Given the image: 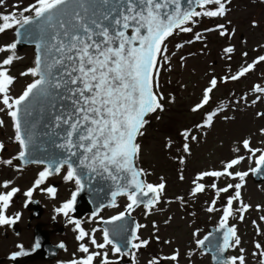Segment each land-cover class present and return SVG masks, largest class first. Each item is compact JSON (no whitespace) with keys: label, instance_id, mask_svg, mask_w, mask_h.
<instances>
[{"label":"snow or ice","instance_id":"snow-or-ice-1","mask_svg":"<svg viewBox=\"0 0 264 264\" xmlns=\"http://www.w3.org/2000/svg\"><path fill=\"white\" fill-rule=\"evenodd\" d=\"M195 4L202 9L196 11L182 7L181 0H34L33 3L24 7L19 13L13 11L8 14H0V33L16 29L17 36L24 34L32 36L35 40L36 56L34 67L20 73L21 76H32L34 79L27 84L23 93L18 97H12L10 87L15 77L9 74L6 66H11L15 60L20 59L16 55L19 40L0 46V53H10L0 61V112L7 110L6 114L12 120L14 128V141L19 146L18 155L12 159H0V164L12 165L13 159L23 160L25 163L42 164L44 168L38 173L34 184L24 195L31 202L33 192L37 189L47 192L52 198L56 196V188L49 186L41 188L48 178L61 173L67 168L63 176L65 181H74L76 191L72 192L71 198L65 201L57 213L68 217V222L75 225L78 232L76 239L85 240L87 237L98 251H90L89 247L81 243L79 251L86 253L80 259H73L70 264H95L100 258V264H119L121 258L131 255L135 262L136 250L149 245L148 240L141 239L138 231L145 227L136 223L131 232V237L126 240H116L115 230L105 227L103 242H98L95 233L100 229H93L91 233L85 231L80 220L71 218L70 213L75 210L77 196L84 190L86 181L96 176L105 177L113 182L114 189L111 192L109 205L116 207V198L126 196L129 203L124 212L112 216L108 220L100 217L103 224H115L123 221L126 214L131 215L135 207L141 204L151 213L160 202L166 189V184L161 178L158 184L146 183L141 179L146 173L138 168L136 161L141 155V144L138 138L144 135V128L149 123L147 117L164 110L162 101L165 97L160 89V60L167 61V46L165 41L178 29L182 32H192L191 27H184L191 22L196 23L197 17H223L227 14V5L231 0H194ZM5 0H0L3 5ZM191 5L193 0H188ZM215 6V7H209ZM25 13H30L25 15ZM256 26V21H253ZM221 36L231 35L224 25H217ZM214 29H206L213 31ZM202 37L197 34L196 40ZM191 42V41H189ZM183 45H180L182 47ZM234 48L229 46L224 49L228 58ZM247 56L248 53H243ZM264 62L261 55L253 63L242 68L236 75L225 77L238 80L252 71L255 66ZM218 81L213 77L208 87L204 89L202 100L193 108L198 112L207 105L211 99V93L217 87ZM256 93L264 94V87L255 85ZM55 95L67 104L57 107L53 104L55 112L52 115L51 125H45L53 130L55 139L52 146L59 150L58 154H49L43 149L45 158H31L34 151H41L37 146V133L35 131L37 121L33 118L34 103L42 98ZM260 100L257 96L253 103ZM216 112L207 115L204 125L197 127H210ZM264 116V113H257ZM0 120V126L4 125ZM264 134V129L260 130ZM48 133H45L47 135ZM185 141L189 138L196 140L189 130L182 133ZM242 146L255 157V168L249 171L253 174H261L264 169V149H254L251 141L244 139ZM5 145L0 143V151ZM185 153L190 152L188 143L183 144ZM234 151L239 152L236 148ZM260 154L257 156L256 153ZM245 157L238 155L224 163L222 170L204 171L199 173L193 180L194 187L191 195L196 196L206 190V177L216 178L230 177L240 182L218 187L213 182L210 187L215 190V197L219 199L222 193L234 194L228 196L223 215L217 231H222V238L212 246L216 253L213 259L217 264H246L244 249L240 248L241 239L237 234L235 225H229V219L239 213V219L243 221L251 205L244 203L241 197V189L244 187L245 178L249 171L233 172L235 166L241 164ZM181 158V163H183ZM180 180L185 177L181 174ZM11 181H4L0 187L8 189ZM20 191L17 187L0 192V226L14 225L20 220V214L14 217L7 215V210L13 203V197ZM147 197L145 200L144 198ZM183 200V198H180ZM216 199L207 208L208 212L217 211ZM234 202L240 207L234 208ZM27 207V202L25 204ZM259 205L257 208L259 209ZM99 215V209L93 216ZM264 220V216L260 217ZM255 223V222H253ZM155 226V225H154ZM121 228V231H126ZM199 235V230L193 233ZM211 235V234H210ZM159 236L156 240L159 241ZM209 236L196 240L197 247L204 248ZM165 243H170L165 241ZM21 251L13 254L17 256L27 255L23 245L18 246ZM39 241L35 248H39ZM64 247L63 244L60 245ZM117 259L109 258V251ZM241 253L238 256L224 258V253L229 249H237ZM258 252L253 255L260 257L259 264H264V247L260 243L255 244ZM103 250V251H101ZM192 256L193 253H189ZM179 251L163 259L178 261ZM148 264H160V259L154 258Z\"/></svg>","mask_w":264,"mask_h":264},{"label":"rangeland","instance_id":"rangeland-1","mask_svg":"<svg viewBox=\"0 0 264 264\" xmlns=\"http://www.w3.org/2000/svg\"><path fill=\"white\" fill-rule=\"evenodd\" d=\"M33 2L34 0H5V3L0 5V14L13 11L19 13ZM227 8L228 12L223 17L195 18L196 23L189 22L184 25V27H191L192 32H182L177 29L165 41L168 49L167 61L160 60L159 91L163 93L165 97L163 104L168 109L164 110L162 119L156 118L150 127L144 129V135L138 138L141 144V155L137 161L147 168L149 182L155 185L163 178L166 189L161 202L151 210L150 214L144 207H139L133 213L136 222L145 225L137 234L141 239L149 241L147 247L135 251L134 264H147L151 256L160 259L163 264H211L209 256L202 254L197 247L196 240L201 239L209 227L219 225L223 207L228 196L234 194V190L222 193L220 198L216 199L215 190L210 185L215 182L218 187H224L229 183L235 184L240 181L227 176L218 180L206 177L201 181L205 183L206 190L196 196L191 195L194 187L192 182L201 172L222 170L224 163L238 155L244 156L245 160L231 171H249L254 168L255 157L248 159L251 154L242 146L244 139L251 141L252 148L264 149V134L260 131L264 129V116L257 115V113H264V94L253 90L255 85L264 87V62L258 63L252 71L238 80L228 79L226 82L224 80L225 77L236 75L242 68L264 55V0H231ZM28 14L30 13H25V15ZM253 21H256V26H253ZM221 24L231 35H220L217 25ZM206 29L214 30L206 31ZM197 34L202 37L200 40L195 39ZM13 41V29L0 33V46ZM180 45L183 46L180 47ZM229 46L234 48L233 53L230 54L231 59L228 58L229 54L224 52V49ZM245 52L248 53L247 56L243 55ZM9 54L0 53V61ZM16 55L20 59L15 60L11 66H6L9 74L16 78L10 87L9 94L12 97L21 95L27 84L34 79L30 75H20L28 68L34 67L33 50L28 48L16 51ZM213 77L218 81L217 87L210 94L211 99L203 108V114H196L192 108L202 100L204 89L210 86L209 82ZM257 96H260V100L253 103ZM0 107L3 105L0 104ZM6 112V109L0 112V120L5 122L3 126H0V143L5 145V150L0 153V159L13 158L19 152V146L14 141L12 120ZM211 112L217 113L213 117L212 125L197 127V125L205 124V119ZM201 120L202 122H199ZM185 130H189L191 135L196 136V140L188 139L190 148L188 153L183 150L185 140L182 133ZM236 148L240 151H234ZM259 154V152L256 153L257 156ZM42 170L40 166L22 168L14 164H0V184L11 181L10 190L11 187L20 189L13 197V211L16 213H20L18 209L28 202L24 193L33 186L38 173ZM66 171L67 169L64 168L61 174L49 177L46 183L41 185V188L49 187L54 183L59 185L61 201L59 204L55 202L57 194L55 198L50 199L43 195L44 191L40 189L33 192L31 200H35L33 203L38 202L43 207V213L40 212L39 216L34 218L31 226H34V233H42L50 246L55 247L51 243L55 244L62 239L67 245L65 250L70 251L69 249L74 245L75 225L70 223L71 226H66L62 233L60 230L54 231L53 234L46 231L50 226L49 223L54 221L51 208L55 207L56 210L71 198L70 188L76 190L74 181H66L63 184ZM251 173L249 171L244 187L241 189L244 203L251 205V208L244 213L243 221L239 219L237 212L229 219V225H235L237 228V234L241 239L239 247L244 249L246 264H259L260 257L254 256L253 253L258 252L255 244L260 243L264 247V220L260 219L264 216V182L255 183L250 178ZM181 174L185 177L184 180L179 179ZM6 190L0 187V192H6ZM213 199H216L217 211L208 212L207 208ZM128 203L127 197L124 196L117 201L116 207L107 208L98 216L81 219V226L89 233L93 229H100L95 233V237L98 242H103L100 217L104 220L110 219L124 211ZM257 205L260 206L259 209ZM239 207L240 204L234 202V208ZM27 217L28 214L23 216L20 222L22 227H25ZM59 221H56L58 226L62 225L61 218ZM197 230L199 235L194 236L193 233ZM29 235L27 232H22L19 236L16 235V238L28 242ZM157 236L160 238L159 241L156 240ZM15 240L13 238L12 242ZM30 244L27 245L28 248ZM177 250L180 253L178 261L163 259ZM108 251L110 259H117L110 248ZM58 252L60 255L55 260L59 258L66 260L70 256L69 252L57 249L55 256L50 258H41L36 254L29 260L32 264H37L39 258L52 260ZM190 252L193 253L192 256L188 255ZM240 254L239 248L229 249L227 252L228 257ZM55 260L50 264H58ZM99 260L98 257L96 261Z\"/></svg>","mask_w":264,"mask_h":264},{"label":"water","instance_id":"water-1","mask_svg":"<svg viewBox=\"0 0 264 264\" xmlns=\"http://www.w3.org/2000/svg\"><path fill=\"white\" fill-rule=\"evenodd\" d=\"M182 7L184 9H197L198 6L195 4L194 0L193 3L190 5L188 0H181ZM21 35L17 36L16 29L14 30V42L19 40L20 43L17 45L16 51H22L26 48H33V52L36 56V46L35 40L32 36H28L24 34V30H20ZM56 104L59 107L61 104H67L66 101L60 100L55 95L42 98L34 103V113L33 118L38 123L36 126V133H37V146L41 149V151H34L30 159L35 158H45V153L43 149H47V153L49 154H58L59 150L55 149L52 146V141L55 139L53 134V130L48 127L46 128L45 125H51L52 122V115L55 112L52 105ZM45 133H48L45 135ZM14 162L20 166H29V165H42V164H34V163H25L23 160L14 159ZM44 166V165H42ZM251 178L255 183H263L264 182V169H262L261 174H251ZM142 179V177H141ZM115 190L113 182L105 177L96 176L93 174V178L90 181H86V185L83 191L79 193L77 196V203L75 205V210L73 211V216L77 219L83 217L86 214L92 213L94 214L102 209L100 208L101 205H109L111 201V192ZM145 200L147 197L144 198ZM34 204V203H33ZM142 205V204H141ZM140 205V206H141ZM107 207V206H105ZM104 208V207H103ZM137 208V207H135ZM37 215V214H36ZM135 220L126 214L125 219L123 221H118L115 224H108L105 225L102 223V226L105 228H109L115 230V239L126 240L131 237V232L135 227ZM126 228V231H121V228ZM218 227L216 228H209L206 235L209 236V241H206L205 247L202 249L204 254H210V261L212 264H217V261L213 259V256L216 255L214 250H212V246L214 243L219 242L222 238V231H217ZM211 234V235H210ZM41 232L35 233V244L37 241L40 243L39 248H35V252L37 255L43 258H50L55 256L56 250L60 249L61 247H52L47 244L44 237L41 236ZM224 258L226 257V252L224 253Z\"/></svg>","mask_w":264,"mask_h":264},{"label":"flooded vegetation","instance_id":"flooded-vegetation-1","mask_svg":"<svg viewBox=\"0 0 264 264\" xmlns=\"http://www.w3.org/2000/svg\"><path fill=\"white\" fill-rule=\"evenodd\" d=\"M4 150H2V151H4ZM2 151H0V153ZM10 159H12V158H10ZM62 182L64 184L66 181L63 180ZM49 186L56 188L57 198H56L55 202L57 204H59L61 202L60 201V195H59V185L57 183H54V184H50ZM9 190H10V188H8L6 191H9ZM68 190H67V192H68ZM73 191H74V189L70 188L69 193L73 192ZM43 195H45L47 198L53 199L47 192H43ZM13 208H14V202L10 205L6 214L9 215V213H10L12 215V217H14L17 213L15 211H13ZM18 211L20 212L19 213L20 214V220L17 221L16 224L10 225V226L9 225L0 226V234H1V236H0V264H32L30 262V260L25 259V257L33 251L34 245H35L34 226L32 227L31 223L34 220V218H36V216H39L40 212L43 213V207L41 205H39L38 202H37V204L34 203V205L29 203L27 205V207H25V204H23V207L18 209ZM51 212H52V218L54 221H51L49 223L50 226L46 230L49 234H53L54 231H58V230H60L62 233V231H64V228H66V226L74 225V224L70 225V223H68V217H65L64 215L57 213L55 210V207L51 208ZM26 214H28V217L26 219L24 218L26 220V224H25V227H22L20 222H21L23 216L25 217ZM11 215H9V216H11ZM70 216H71V213H70ZM89 217H91V215H87L82 219H86ZM60 218L62 220V223H61L62 225L58 226L56 221H59ZM80 221H81V219H80ZM74 229L75 228H73V231L75 232V236L73 238L74 245L69 249L70 251L65 250L67 245L62 239L56 241L55 244L51 243V245H53V246H58L59 244H63L64 247L62 250L70 253L69 258H67L66 260H64L62 258L55 260L60 255V253H59L60 251H59L57 253L56 257L52 260H44V259H41L43 257L39 256L41 258H39L40 260L38 261L37 264H50V262H52L54 260H55V263L57 262L58 264H70V261H72L73 259H80V258L84 257L85 255H87L86 253H82L79 251V245L81 243L86 244L89 247L90 251H93V252L97 251V249L93 245H91L90 240L87 237L83 241L77 240L76 236L78 235V232L75 231ZM85 231H87V230L85 229ZM22 232H27L30 234L29 235L30 241L24 242L21 240V238L19 239L20 241L17 240L16 235L19 236L20 233H22ZM13 238L16 239L14 242H12ZM28 244H30L29 248L27 247ZM19 245H23V250L25 252H27V255L17 256L15 259H12V256L14 253L21 251V249L18 247ZM58 250H61V249H58ZM129 259H131L132 263L130 262L128 264H134V261L132 260L131 255H128V256L121 258V260H123V261H129ZM152 259H154L153 256H151V260ZM149 261L150 260L147 261V264ZM162 262L163 261L160 260V264H163ZM95 264H100V260L95 261Z\"/></svg>","mask_w":264,"mask_h":264},{"label":"trees","instance_id":"trees-1","mask_svg":"<svg viewBox=\"0 0 264 264\" xmlns=\"http://www.w3.org/2000/svg\"><path fill=\"white\" fill-rule=\"evenodd\" d=\"M162 103H163V101H162ZM166 107V106H165ZM164 107V110H167L168 108H165ZM164 110L163 111H157V112H155V113H152V114H150L148 117H147V120L149 121V123L145 126V128L144 129H146L147 127H150L154 122H155V119L156 118H158V117H160L161 119L163 118V114H164ZM196 114H199V115H202L203 114V109H201V110H199L198 112H196ZM199 122H202V120L201 121H199ZM144 131V130H143ZM138 142L140 143V139L138 140ZM185 143H188V140L187 141H185ZM137 165L139 166V168H142V169H144V172L146 173V172H148V170H147V168L146 167H144V166H142L138 161H137ZM148 173L145 175V180L146 181H148ZM148 183V182H147ZM150 183V182H149ZM153 184V183H152Z\"/></svg>","mask_w":264,"mask_h":264}]
</instances>
